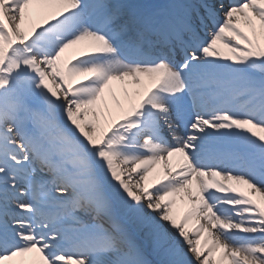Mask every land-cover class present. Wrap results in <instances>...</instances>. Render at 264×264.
<instances>
[{
    "label": "snow or ice",
    "instance_id": "obj_1",
    "mask_svg": "<svg viewBox=\"0 0 264 264\" xmlns=\"http://www.w3.org/2000/svg\"><path fill=\"white\" fill-rule=\"evenodd\" d=\"M0 264H264V0H0Z\"/></svg>",
    "mask_w": 264,
    "mask_h": 264
},
{
    "label": "bare ground",
    "instance_id": "obj_2",
    "mask_svg": "<svg viewBox=\"0 0 264 264\" xmlns=\"http://www.w3.org/2000/svg\"><path fill=\"white\" fill-rule=\"evenodd\" d=\"M70 55H71V54L69 53V54H68V57H69V58H70ZM76 82H77L76 80L73 81L74 84H75ZM49 84H50L51 87H53L54 89H56V84L52 82L51 78H50V80H49ZM174 162H175V161H174ZM156 167H157V173H159L160 175H162V174H163V165H162V163H161L160 165H157ZM127 170H128V171H131L130 168L127 169ZM157 173H154L153 176L150 178V185H151V182H153V181H155V180H157V179L159 178L158 175H157ZM132 175H133V180L138 179V176L136 175V173H133ZM125 179H127V177H125ZM184 210H185V208H183V207H181V208L179 209V212H180L181 215L183 214V211H184ZM201 222L206 224V221H201ZM195 223H196V222L193 221L192 224L190 225V228L195 227Z\"/></svg>",
    "mask_w": 264,
    "mask_h": 264
}]
</instances>
